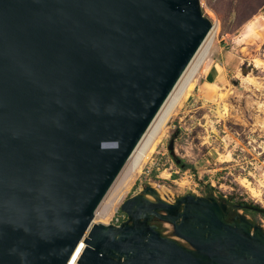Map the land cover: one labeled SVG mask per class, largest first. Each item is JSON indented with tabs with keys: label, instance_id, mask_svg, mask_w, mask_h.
<instances>
[{
	"label": "water",
	"instance_id": "1",
	"mask_svg": "<svg viewBox=\"0 0 264 264\" xmlns=\"http://www.w3.org/2000/svg\"><path fill=\"white\" fill-rule=\"evenodd\" d=\"M212 27L200 0H0V264H69L81 241L76 264H264L262 227L211 195L147 185L93 223Z\"/></svg>",
	"mask_w": 264,
	"mask_h": 264
},
{
	"label": "rangeland",
	"instance_id": "2",
	"mask_svg": "<svg viewBox=\"0 0 264 264\" xmlns=\"http://www.w3.org/2000/svg\"><path fill=\"white\" fill-rule=\"evenodd\" d=\"M200 5L215 29L194 89L139 170L120 171L96 209L95 222L123 221L120 205L147 185L168 202L193 193L229 206L243 201L264 208V67L248 60L264 59V0H200ZM237 209L264 231L262 213ZM153 222L163 235L185 244L173 235L171 224Z\"/></svg>",
	"mask_w": 264,
	"mask_h": 264
},
{
	"label": "bare ground",
	"instance_id": "3",
	"mask_svg": "<svg viewBox=\"0 0 264 264\" xmlns=\"http://www.w3.org/2000/svg\"><path fill=\"white\" fill-rule=\"evenodd\" d=\"M214 29L215 27L213 26L211 31L209 32V34L207 35V37L205 38V40L203 41V43L201 44L197 52L195 53L194 57L191 59L190 63L186 67L185 71L183 72L179 80L177 81L171 93L169 94V96L167 97V99L165 100L161 108L159 109L155 118L153 119L148 129L144 133L143 137L141 138V140L139 141V143L133 150L129 159L124 164L123 168L124 170L128 169L129 174H132L133 172L139 170L142 162L149 155V153H151V151L154 150L157 144L159 135L163 131L165 125L168 123L170 117L173 115L175 110L184 103L186 97L192 93L194 89L193 80L197 72H199L201 66L206 61L207 57L209 56L210 50L213 46L214 40H213L212 34L214 32ZM248 60L257 68L264 67V59L260 57L254 56V57L248 58ZM245 79L247 81H250V83L252 81V79L249 77H245ZM123 168L121 170H123ZM109 209L110 207L109 208L107 207L106 214L109 212ZM96 217L97 215L95 211V217H94L93 223H97L95 222ZM84 246L85 245L81 241L78 247L79 252L77 254L76 259L72 263H69V264H76L77 258L82 252Z\"/></svg>",
	"mask_w": 264,
	"mask_h": 264
},
{
	"label": "flooded vegetation",
	"instance_id": "4",
	"mask_svg": "<svg viewBox=\"0 0 264 264\" xmlns=\"http://www.w3.org/2000/svg\"><path fill=\"white\" fill-rule=\"evenodd\" d=\"M236 205H241V204H236ZM240 208H241L240 209L241 212H243L244 210H249V209H247V207H245L243 205L240 206ZM238 210L239 209H237V208H233L232 206H229V209H227V211H226V219L229 221H232L236 217V215L238 214ZM241 215H243V214H241Z\"/></svg>",
	"mask_w": 264,
	"mask_h": 264
},
{
	"label": "trees",
	"instance_id": "5",
	"mask_svg": "<svg viewBox=\"0 0 264 264\" xmlns=\"http://www.w3.org/2000/svg\"><path fill=\"white\" fill-rule=\"evenodd\" d=\"M239 204H241V206H245L247 207V209H252V210H256L260 213H262V215L264 216V208H262L261 206L255 205V204H248L246 202H240Z\"/></svg>",
	"mask_w": 264,
	"mask_h": 264
},
{
	"label": "built area",
	"instance_id": "6",
	"mask_svg": "<svg viewBox=\"0 0 264 264\" xmlns=\"http://www.w3.org/2000/svg\"><path fill=\"white\" fill-rule=\"evenodd\" d=\"M120 222H121V219H120L119 217H116V218L114 219V224H115V225H119Z\"/></svg>",
	"mask_w": 264,
	"mask_h": 264
}]
</instances>
